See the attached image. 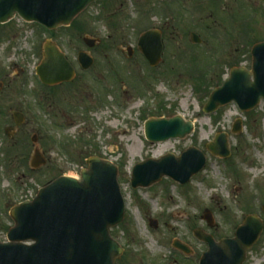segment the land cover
I'll list each match as a JSON object with an SVG mask.
<instances>
[{
  "label": "rangeland",
  "instance_id": "rangeland-1",
  "mask_svg": "<svg viewBox=\"0 0 264 264\" xmlns=\"http://www.w3.org/2000/svg\"><path fill=\"white\" fill-rule=\"evenodd\" d=\"M15 28L18 37L24 38L23 27L15 24ZM147 28L163 31L162 63L154 71L140 57L129 59L125 53L128 45L136 48ZM191 33L201 43H191ZM78 34L106 38V46L116 41L107 47L111 56L101 58L102 84H110L108 72L114 59L125 69L124 81L133 88L125 86L123 109H116L113 95H108L91 112L86 103L85 116L74 115L60 129L51 130L50 120L42 115L44 128L26 118L16 147L0 133V242L6 241L13 226L9 210L14 204L31 199L40 187L60 176L79 177L84 168L81 159L95 155L117 165L125 203L122 224L111 230L123 249L116 264H197L208 245L193 236L194 230L217 242L232 239L243 219L252 214L263 222V229L243 264H264V103L245 113L234 103L212 115L202 112L209 94L227 80L232 67L250 69L251 48L264 41V0H99L77 16L71 28L55 31L54 37ZM25 35L35 37L29 32ZM21 46L28 51V45ZM0 57L7 65L10 57L3 54L2 45ZM176 115L194 123L191 135L155 144L145 140L146 119ZM238 119L243 130L233 134ZM33 133L40 137L37 147L45 145L47 158L37 172L20 159L32 155ZM218 133L227 134L230 157L226 161L205 148ZM47 136L55 143L49 144L51 148ZM189 147L201 151L206 163L185 186L165 177L150 188L132 189L135 164L169 153L180 156ZM7 155L12 162L8 163ZM205 210L212 214V226L201 218ZM150 220L157 221L156 228L149 226ZM173 241L191 253L175 249Z\"/></svg>",
  "mask_w": 264,
  "mask_h": 264
},
{
  "label": "water",
  "instance_id": "water-1",
  "mask_svg": "<svg viewBox=\"0 0 264 264\" xmlns=\"http://www.w3.org/2000/svg\"><path fill=\"white\" fill-rule=\"evenodd\" d=\"M96 0H0V24L17 14L27 22H37L48 29L69 26L86 7ZM90 43L89 40H85ZM192 43H200L192 33ZM138 47L150 66L159 64L162 52L160 34L144 33ZM252 65L233 68L228 79L216 88L203 107L205 114H212L220 107L235 102L241 112L253 110L264 101V42L251 49ZM79 62L83 69L92 60L81 53ZM41 81L54 85L68 82L74 76L73 69L55 44L44 46V61L37 70ZM242 122L238 119L232 132L239 133ZM193 132V123L181 116L169 119H153L145 124V137L152 143L170 139H183ZM35 142V139L32 140ZM214 156L229 158L227 135L215 136L206 145ZM205 155L194 147L179 157L167 154L158 159H147L135 165L131 173V187L146 188L163 177H169L181 185L200 172L205 166ZM45 164L35 151L31 161L33 168ZM80 179L60 177L41 188L32 201H26L10 210L14 223L6 235L7 242H0V264H115L122 249L110 236V229L124 218V201L117 181V168L109 161L92 157ZM264 212V205L262 207ZM202 218L212 226L209 210ZM156 228L157 222L150 221ZM263 224L256 215L247 216L235 232L234 238L214 239L200 230L194 235L208 245L200 264H243L246 252L258 240ZM31 243V244H27ZM174 247L189 253L180 242Z\"/></svg>",
  "mask_w": 264,
  "mask_h": 264
},
{
  "label": "flooded vegetation",
  "instance_id": "flooded-vegetation-1",
  "mask_svg": "<svg viewBox=\"0 0 264 264\" xmlns=\"http://www.w3.org/2000/svg\"><path fill=\"white\" fill-rule=\"evenodd\" d=\"M15 24L23 27L24 38L23 36L20 37L21 34L18 37L19 33L15 28ZM154 29L161 32L164 46L162 29ZM28 32L35 35V37L28 39L25 35ZM38 35L40 37L42 35L43 38L38 39ZM86 38L90 40V43L87 44L85 42ZM48 41L56 43L67 62L74 69L72 81L57 85L40 83L37 77V68L43 62V47ZM65 41H68L67 46L64 45ZM113 43L116 44V41H113L112 45L106 46V38L79 34L58 37L48 36L36 23H27L17 17L5 25H0V47L2 45L3 54L8 53L10 57L7 65L0 57V133L3 134L4 140L10 143L12 147H16L18 145L17 137L21 134L26 118L30 120L32 118V123L35 127L38 125L42 126L40 115L50 120L49 126L51 130L60 129L68 125L67 123H70L68 122L69 119L73 120L74 115H77V117L85 116L86 110H88L85 106L86 103L89 104L91 109L88 112H91L96 106H101L105 102V96L108 95H113L115 100L113 106L116 109H123L126 103L125 86H132L133 88L130 82L126 83L124 81L125 69L120 68L118 63L112 59L110 61V71L108 72L110 84L105 85L101 81V58L111 56L110 49L107 47H113ZM23 44L24 46L28 45V51L23 50V46H21ZM82 45L85 49L81 48ZM100 47H104V49L100 50ZM81 52L87 54L93 60V66L88 70H83L79 64L78 58ZM126 56L129 59L140 57L148 66L146 60L137 49L131 51V56L127 55V53ZM159 67L160 65L155 68L148 66V69L154 71ZM4 68H7L8 72ZM15 80L19 81L14 82ZM6 101L8 102L6 103ZM7 105L8 109L6 110L5 107ZM151 118L156 117L152 116ZM6 120L9 122L7 123ZM41 128H44V125ZM32 135L36 143H38L40 140L39 135L36 133ZM52 139L51 136H47V140L50 141L48 145L51 143L55 144ZM44 146L37 147L36 145L34 149L38 148L40 153L46 158ZM49 147L51 148L52 146L49 145ZM31 157L32 155L28 157L24 154L20 159L22 162L28 163L31 172H37L38 170L30 167ZM6 159L8 163L13 160L8 155ZM16 160L18 159L15 158ZM81 163L85 166V159H81Z\"/></svg>",
  "mask_w": 264,
  "mask_h": 264
}]
</instances>
